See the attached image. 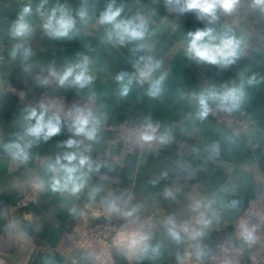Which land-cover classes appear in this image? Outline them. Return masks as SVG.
Returning <instances> with one entry per match:
<instances>
[{
    "label": "crops",
    "instance_id": "crops-1",
    "mask_svg": "<svg viewBox=\"0 0 264 264\" xmlns=\"http://www.w3.org/2000/svg\"><path fill=\"white\" fill-rule=\"evenodd\" d=\"M110 0H0V264H207L215 243L223 236H236L242 222L255 226V235L264 245V15L246 6L233 15L221 14L218 22L208 25L194 12L170 11L165 0H116L123 5L122 18L137 14L148 21L144 41L124 45L107 39L110 26L97 20ZM43 3L47 13L57 5L69 9L77 21L71 39H52L42 28V17L36 9ZM32 14L26 17L32 26L26 38L11 35L25 6ZM84 7L87 22L76 15ZM233 28L237 36L248 38L246 54L227 69L206 62H196L185 54L186 36L206 26L220 31ZM31 50L25 61L11 51L16 44ZM148 48L137 50L138 44ZM87 56L93 82L84 88L61 87L51 71L60 73ZM151 56L160 62L151 77L162 74L165 80L156 97L148 95L149 81L139 83L141 57ZM127 73L133 83L127 96H121L116 76ZM255 76L254 85H246L247 99L240 108L252 122L248 136L234 134L214 119L198 117V104L193 94L215 87L239 84ZM47 79L46 85L40 81ZM66 94L85 98L97 116L100 130L91 152L86 153L102 166L89 174L85 188L76 196L45 187H35L37 179L47 185L45 164L67 151L68 139L82 140L68 130V119L62 118L61 132L47 141H39L29 151V160H13L3 145L23 132L24 116L40 92ZM155 121L170 139L158 150L144 153L126 152L111 139L113 125L124 120ZM201 120V121H200ZM100 191L95 198L89 193ZM172 197H166L165 191ZM34 192L37 202L18 207L23 192ZM106 198H120L124 211L136 207L132 217L109 213ZM201 208L194 210V204ZM75 208L72 213L70 209ZM203 213L210 223H197ZM173 218L178 226L203 233L196 240L181 231L182 241L169 236L165 221ZM118 218L126 234L137 230L150 233L152 247L159 246L154 256L126 258L114 242L89 245L83 237L87 226ZM244 250L249 244L239 239ZM203 255L197 260L196 246ZM89 252L95 253L91 259Z\"/></svg>",
    "mask_w": 264,
    "mask_h": 264
},
{
    "label": "clouds",
    "instance_id": "clouds-1",
    "mask_svg": "<svg viewBox=\"0 0 264 264\" xmlns=\"http://www.w3.org/2000/svg\"><path fill=\"white\" fill-rule=\"evenodd\" d=\"M46 3L47 0H44ZM166 6L170 11H176L179 14L194 12L197 19L207 21L208 25H214L218 22L220 15L231 16L235 14L242 6L243 0H165ZM248 9L258 11L264 15V0H251L246 6ZM43 3L36 9L42 17V28L45 34L52 39H71L76 32L77 21L71 11L63 5H57L49 12L45 13L41 9ZM124 11L123 5H116V0H110L106 9L100 13L97 23L110 26L107 32V39L115 41L120 45L132 41H144L148 32V21L142 15L137 14L132 18H122ZM32 14L31 6H25L20 14L19 20L13 25L11 35L14 38H26L31 34L32 26L27 22L26 17ZM76 15L81 22H87L89 13L86 8L81 7ZM185 54L188 58L200 63L206 62L216 65L222 69H227L235 64L243 55L246 54L248 47V38L244 35L237 36L232 27L225 25L220 31L214 27L206 26L203 29L190 31L186 36ZM148 48L144 43L138 44L137 50ZM20 53L25 61L31 56V50L18 43L11 51V56L15 58ZM145 61L142 68H138L137 80L143 84L149 81L148 95L156 97L160 91L165 75L162 74L158 79L152 81L153 72L160 67V62L153 61L151 56L141 57ZM90 60L84 56L76 64H71L64 68L60 73L51 71V76L55 77L59 86L84 88L93 82L94 77L89 74ZM117 82L121 84V96H127L133 83V77L127 73H120L116 76ZM255 76L247 80L241 79L239 84L233 83L231 86L225 85L222 89L211 87L193 94V98L198 104V117L206 118L211 108L209 102L217 105L218 108L225 111H233L241 107L247 99L246 85L251 86L256 83ZM47 79L41 80V85H46ZM26 125L23 132L18 135L17 140L3 145L5 151L9 153L13 160L25 163L29 160V149L39 143L47 141L51 137L59 134L62 128V117L59 110L51 111L50 107L41 104L39 108H31L24 116ZM100 119L93 114L91 109L77 107L74 112L68 114L67 127L75 136L83 137L82 140L68 139L64 146L75 151H67L62 156H57L54 161L45 164L46 172L49 174L47 185L44 180L37 179L35 187L43 190L46 186L52 191L59 193H68L72 196L78 195L86 186L87 178L93 171H98L102 166L100 163L92 160L91 156L86 154L91 152V144H85V140L96 142L100 130ZM158 125L153 126L148 123L144 130L139 134V140L142 142H151L159 140L160 143H167L170 137L167 134L155 135ZM100 191L99 188H93L89 193L90 198ZM164 195L172 197L173 193L166 190ZM107 211L109 213H118L124 217H132L137 208L133 207L129 211H124L119 206L120 198H106ZM194 210L201 208V203L194 204ZM72 213L75 208L70 209ZM197 223L207 227L209 220L204 218L201 213ZM165 228L169 236L175 242L182 241L181 231L192 240L202 236L201 231L192 230L190 232L187 226H178L175 220L169 217L165 221ZM256 228L250 227L247 222L240 225L239 237L247 244L256 242ZM150 233L142 230L134 231L130 234L119 233L114 241L117 249L126 258L143 259L151 253L153 256L158 253L159 246L152 247L149 243ZM197 260L203 255L199 245L196 246ZM88 258L91 259L95 253L89 252Z\"/></svg>",
    "mask_w": 264,
    "mask_h": 264
},
{
    "label": "built area",
    "instance_id": "built-area-1",
    "mask_svg": "<svg viewBox=\"0 0 264 264\" xmlns=\"http://www.w3.org/2000/svg\"><path fill=\"white\" fill-rule=\"evenodd\" d=\"M31 103L37 107L43 104L50 107L51 111L59 110L60 116L64 119H68V114L74 112L77 107L91 109L89 102L83 97L49 94L45 91L40 92L31 100ZM209 107L211 111L207 116L208 118L216 120L234 134L248 136L252 122L246 110L225 111L212 102H209ZM148 123L153 126L158 125L155 133L157 137L163 135L159 124L155 121L138 122L127 119L112 126L114 136L111 140L126 152L144 153L148 150H158L164 143H160L159 140L145 143L138 138L140 132L144 130ZM35 202H37L36 194L25 191L22 193L17 206H27ZM125 229L118 218H110L106 222H97L87 226L83 237L89 245L95 242H114L119 233L126 234ZM239 239V232H237L236 236H223L215 243L207 264H264V245L261 240L257 238L256 242L249 246V252H246ZM105 261L102 258L97 259L94 264H105Z\"/></svg>",
    "mask_w": 264,
    "mask_h": 264
}]
</instances>
